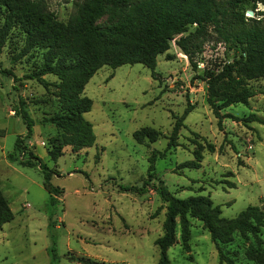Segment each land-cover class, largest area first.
I'll use <instances>...</instances> for the list:
<instances>
[{"label": "rangeland", "instance_id": "374dc122", "mask_svg": "<svg viewBox=\"0 0 264 264\" xmlns=\"http://www.w3.org/2000/svg\"><path fill=\"white\" fill-rule=\"evenodd\" d=\"M78 0H44L46 8L66 21ZM247 15V14H246ZM106 16L98 20L105 23ZM1 24V19H0ZM156 58V66L123 64L102 66L85 84L83 94L92 100L84 117L92 124L95 142L73 152L63 149L55 162L46 153L48 138L56 133L44 123L51 113V91L25 77L39 54L16 58L22 38L10 32L0 49V189L13 219L0 226V264H85L80 257L110 264H157L156 238L162 234L165 204L160 187L175 196L207 195L219 205L221 216L232 218L248 205L264 201V80L252 81L257 94L247 105L235 103L220 110V126L206 101V71L231 61L234 53L207 38L194 55L196 68L175 44ZM170 54L171 58H166ZM14 59V60H13ZM153 73L155 75H153ZM54 83L52 74L43 76ZM19 100L33 120L27 149L57 170L51 183L63 189L49 204L38 166H23L7 159L18 135L26 126L14 114ZM44 100H49L44 102ZM187 102L193 105L185 115ZM184 115L177 146H169L174 116ZM254 116V118L252 117ZM152 127L161 131L157 140L137 142L134 131ZM195 141L211 143L204 149L198 168L181 167L194 158ZM158 151L155 175H147L149 157ZM149 178V180H147ZM146 181V182H145ZM146 183V184H145ZM143 187L141 193L122 186ZM189 251L182 247L179 227L176 241L167 250L169 264H256L247 257L253 236L238 233L222 245L220 260L202 223L190 218ZM264 249V228L259 233Z\"/></svg>", "mask_w": 264, "mask_h": 264}, {"label": "trees", "instance_id": "16d2710c", "mask_svg": "<svg viewBox=\"0 0 264 264\" xmlns=\"http://www.w3.org/2000/svg\"><path fill=\"white\" fill-rule=\"evenodd\" d=\"M258 4H264V0H78L73 13L62 21L46 8L44 0H0V49L10 32L16 30L22 38L16 58L34 52L39 54V61L33 62L32 70L25 77L35 79L48 90L53 86L50 101L55 107L42 121L56 128L46 147L49 159L55 162L64 147L70 146L76 152L95 142L92 124L84 117L92 100L83 94L84 86L93 74L105 65L115 68L135 63L153 71L157 56L165 53L170 41L187 31L189 26H194V30L179 36L175 44L187 56L193 69L196 68L194 55L201 51L208 37L234 53L233 60L208 69L204 75L206 101L218 120V126L222 108L235 103L247 105L257 94L251 82L264 80V10L259 9ZM247 10L253 15H246ZM104 16L105 23H99ZM166 58L170 59L171 55L166 54ZM47 74L54 75L57 81L48 82L43 77ZM258 93L264 95V88ZM192 108L193 105L187 102L184 115ZM12 109L22 118L27 131L25 137H16L7 159L23 166H38L51 204L54 196L63 193L61 187L51 183L52 176L58 172L27 149L25 140L31 135L33 120L25 102L19 100ZM184 115L174 116L167 148L178 145L176 140ZM255 119L264 124V119ZM160 135L161 131L152 127H141L133 133L139 143L153 142ZM204 149L212 152L214 146L195 141L194 158L180 166L198 168ZM158 153L153 151L149 157V178L155 175L154 162ZM121 189L144 191L143 187L135 185L122 186ZM160 193L166 204L162 234L155 240L159 249L157 264H169L167 250L176 241L177 227L182 247L189 251L190 218L199 220L208 231L220 260L223 258L222 245L231 242L238 233L245 239L249 235L254 237L255 244L248 245L247 257L256 264H264L259 235L264 228V201L261 205H248L236 216L226 218L221 216L219 205H214L207 195L180 198L163 185ZM12 219L13 213L0 189V226ZM79 259L85 264H110L85 257ZM225 261L234 264L231 259Z\"/></svg>", "mask_w": 264, "mask_h": 264}, {"label": "water", "instance_id": "95a60500", "mask_svg": "<svg viewBox=\"0 0 264 264\" xmlns=\"http://www.w3.org/2000/svg\"><path fill=\"white\" fill-rule=\"evenodd\" d=\"M246 14H247L248 16H251V15H253V12H252L251 10H247ZM0 80H1V78H0Z\"/></svg>", "mask_w": 264, "mask_h": 264}, {"label": "crops", "instance_id": "0c3cea01", "mask_svg": "<svg viewBox=\"0 0 264 264\" xmlns=\"http://www.w3.org/2000/svg\"><path fill=\"white\" fill-rule=\"evenodd\" d=\"M258 8L264 10V4H258Z\"/></svg>", "mask_w": 264, "mask_h": 264}]
</instances>
